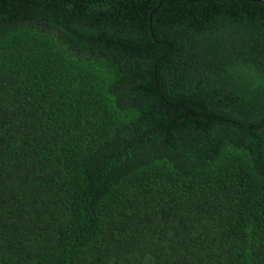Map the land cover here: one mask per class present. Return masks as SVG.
Returning <instances> with one entry per match:
<instances>
[{
	"label": "trees",
	"instance_id": "16d2710c",
	"mask_svg": "<svg viewBox=\"0 0 264 264\" xmlns=\"http://www.w3.org/2000/svg\"><path fill=\"white\" fill-rule=\"evenodd\" d=\"M0 264H264V2L0 0Z\"/></svg>",
	"mask_w": 264,
	"mask_h": 264
},
{
	"label": "water",
	"instance_id": "95a60500",
	"mask_svg": "<svg viewBox=\"0 0 264 264\" xmlns=\"http://www.w3.org/2000/svg\"><path fill=\"white\" fill-rule=\"evenodd\" d=\"M192 1V0H191ZM254 1H260V2H264V0H254Z\"/></svg>",
	"mask_w": 264,
	"mask_h": 264
}]
</instances>
